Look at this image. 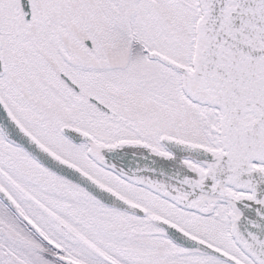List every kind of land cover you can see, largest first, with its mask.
<instances>
[{"label":"snow or ice","instance_id":"6c2138e0","mask_svg":"<svg viewBox=\"0 0 264 264\" xmlns=\"http://www.w3.org/2000/svg\"><path fill=\"white\" fill-rule=\"evenodd\" d=\"M0 264H264V0H0Z\"/></svg>","mask_w":264,"mask_h":264}]
</instances>
